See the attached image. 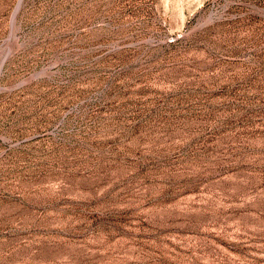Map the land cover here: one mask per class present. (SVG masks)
Segmentation results:
<instances>
[{"label": "rangeland", "instance_id": "1", "mask_svg": "<svg viewBox=\"0 0 264 264\" xmlns=\"http://www.w3.org/2000/svg\"><path fill=\"white\" fill-rule=\"evenodd\" d=\"M0 264H264V0H0Z\"/></svg>", "mask_w": 264, "mask_h": 264}, {"label": "bare ground", "instance_id": "2", "mask_svg": "<svg viewBox=\"0 0 264 264\" xmlns=\"http://www.w3.org/2000/svg\"><path fill=\"white\" fill-rule=\"evenodd\" d=\"M18 10V9H17ZM19 11V10H18ZM14 17V16H13ZM15 24V23H14ZM15 28V27H14ZM13 31V30H12Z\"/></svg>", "mask_w": 264, "mask_h": 264}]
</instances>
